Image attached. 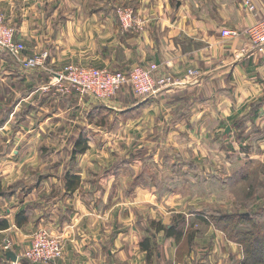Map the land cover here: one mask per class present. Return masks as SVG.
Returning a JSON list of instances; mask_svg holds the SVG:
<instances>
[{"label": "crops", "instance_id": "crops-1", "mask_svg": "<svg viewBox=\"0 0 264 264\" xmlns=\"http://www.w3.org/2000/svg\"><path fill=\"white\" fill-rule=\"evenodd\" d=\"M55 3L49 5L47 11L41 6V11L36 6L29 8L22 30L17 33V39L26 43L34 54L48 53L44 69L25 71L17 61L0 53V133L14 130L18 135V130H26L24 133L30 134L29 137L37 135L38 138L39 130H65L67 125L69 130H82L92 126V119L104 110L125 114L131 119L139 114L144 127H148L144 121L156 113L154 118L169 120L168 125L173 131L185 130V136L189 134L188 147L194 151L204 150L206 157L212 152L210 147L202 148L206 137L217 143L221 136L222 147L226 149L228 143L230 149L236 146V159L243 166L236 175L246 177L245 168L250 167L252 187L264 183V51L252 50L244 35L233 39L220 35L223 29L242 33L258 21L264 16V0L257 3V13L245 10L241 0H101L102 8L90 13L71 12L69 8L73 4H80L77 1ZM119 5L133 8L137 26L127 30L120 27L111 11ZM70 61L119 71L154 61L159 72L172 76L174 83L144 98L126 95L129 87L121 88L103 102L79 98L75 94L62 95L50 85L51 76L47 70L58 69ZM190 68L199 72L197 79L188 77ZM231 120L238 126L243 125L238 129L232 127V133L226 137L222 128L229 126ZM234 135L236 144L232 140ZM38 147L35 140L30 151L36 152ZM4 152L5 147L0 146V156ZM13 152L19 154V150ZM217 152L228 153L222 148ZM23 153V157L28 154ZM36 160H32V164ZM24 161L23 158L20 162ZM37 161L38 166H43L55 159L40 158ZM4 162L0 157V171L4 170ZM72 162L76 167L83 161L73 156ZM54 163L51 164L60 167L66 161ZM75 175L79 177V183L83 182V176ZM61 177L60 174L58 179L39 178V193L44 190L39 197L34 196L37 190L34 188L36 190L31 192L22 191L23 194L1 198L0 220H6L9 227L0 230V238L10 235L16 246L22 248L26 231L44 227L61 238L65 245L62 257L49 264H136L134 255L136 251L143 253L138 241L141 231L146 232L143 228L146 226L130 224L119 230L124 233H116L115 227H120L113 209L101 206H106L105 194H99L97 198L93 193L85 196L77 189L66 192L62 186L57 188L54 184L61 183ZM2 183L0 181V185ZM100 197L103 203L97 202ZM110 197L108 194L106 199ZM256 198V203H264L263 198ZM19 211H25L27 219L21 227L15 225ZM124 211L122 216L126 218L128 213ZM251 212L260 223L252 221L254 218L249 219L247 211V216L240 215L249 221L238 222L237 229L242 231L251 227L254 235L259 237L262 251L258 260L247 261L242 241H232L222 230L209 225L203 234H197L195 239L193 236L191 243L185 235L178 242L173 238L163 239V233L154 235L157 244L162 242L155 262L264 264V206L253 208ZM161 219V224L169 227V216ZM0 260V264L8 263L5 256ZM15 264L29 262L18 259Z\"/></svg>", "mask_w": 264, "mask_h": 264}, {"label": "rangeland", "instance_id": "rangeland-1", "mask_svg": "<svg viewBox=\"0 0 264 264\" xmlns=\"http://www.w3.org/2000/svg\"><path fill=\"white\" fill-rule=\"evenodd\" d=\"M57 1L59 0H0V17L13 30L17 38L18 30H22L23 20L29 15V8L36 6V9L41 11V6L44 11H47L49 5L54 6ZM73 1L80 2V4H73V7L69 8L71 12L83 10L85 13H90L98 7L102 8L101 0H67L68 4ZM117 8L133 10L129 6L119 5L111 10L116 17ZM24 44L26 46V43ZM0 53L14 62L17 61L14 56L2 48H0ZM34 53L29 46H26V55L32 56ZM71 61L65 64L80 65ZM125 93L134 96L129 88ZM104 111L92 119L90 124L92 126H86L85 122L86 127L82 130L79 128L69 130L68 125L65 130H39L41 135L38 138L37 135L29 137L30 134L24 133L26 130H18L17 132L20 133L18 135L14 130H3L0 133V144L2 143L0 146L5 147L6 152L0 157L3 162L8 161L4 162V170L0 171V181L3 182L0 185L3 193L0 199L9 198L16 193L21 194L22 191L24 193V191L31 192L36 189L34 196L39 197L44 191L39 193V178L58 179L61 174V183L54 184L57 188L60 185L61 189L65 190L66 173L83 176V182H80L76 189L85 196L93 193L98 198L99 194L101 196L105 194L106 206H101L113 209L117 225L120 227H115L116 233H124L125 231L119 230H124L133 224L146 226L143 227L146 232L141 231L140 233L141 239L139 238L138 245L139 250L143 252L140 243L144 239H149L151 258L148 261L145 252L136 251L134 255L136 264H144V261L146 264H167L155 262L162 242L157 244L153 237L158 233H163V239L166 238L164 231L156 232L157 224H161V217L165 216H169V221H171L169 226L176 225L181 230L179 241L185 235L191 243L192 237L194 236L195 239L197 234H203L209 225L222 230L232 241L240 240V235L238 239H232L235 232L239 231L237 226L235 227L240 221L239 215L243 213L247 216L245 212L249 211V219L254 218L251 212L253 208L264 206L263 202L256 203V197H261L264 201V183H260L256 188L252 187L250 167L245 168L246 177L236 175L243 168L241 161L236 159V146L230 149L231 145L228 143L225 149L222 147L224 140L221 136L217 143L207 136L202 148L210 147L212 152L209 153L210 157H206L204 150H199L201 151L199 152L188 147L190 146L189 134L185 136V130L173 131L171 125H168L169 120L154 118L156 113L148 116L149 120L144 121L145 124L148 123V127H144L139 114L131 119L125 114L109 113L111 110ZM241 125L243 123L238 126L235 120H231L229 126L222 128V133L227 137L232 133V127L238 129ZM227 128H229L228 132H226ZM35 140L40 147L36 152L30 151V145ZM232 140L236 144L235 135ZM78 141L81 143L80 147L86 146V150L74 156L72 151ZM59 148L60 152H56ZM219 148L228 153L219 154L217 152ZM14 150H19V154L13 152ZM23 152L28 154L23 157ZM73 156L75 159L82 160V164L75 167L72 164ZM39 157L55 159V161H49L50 164H55L57 160L66 161V164L58 167L44 163L43 166H38ZM211 157L213 160H210ZM23 158L25 161L21 163ZM34 159L37 160L32 164ZM171 192L173 194L169 195ZM108 194L111 197L106 199ZM97 202L103 203L104 200L100 197ZM124 209L128 213L126 218L122 216L125 214ZM253 220L260 223L256 218ZM161 226L168 227L163 224ZM247 228L252 230L251 227ZM37 230H44L50 234L44 227L30 229L25 232L26 238L24 245L21 244L22 248L16 246L10 235H3L0 238V257L4 258V253L7 252L4 249V239L11 241L12 250L18 256L23 255ZM20 259L29 262L24 257L20 256ZM16 261L18 262V259ZM10 263L15 264L16 262L8 260L7 264Z\"/></svg>", "mask_w": 264, "mask_h": 264}, {"label": "built area", "instance_id": "built-area-1", "mask_svg": "<svg viewBox=\"0 0 264 264\" xmlns=\"http://www.w3.org/2000/svg\"><path fill=\"white\" fill-rule=\"evenodd\" d=\"M257 3L262 0H241L242 7L251 12L259 11ZM117 18L124 30L138 25L136 12L132 9L117 8ZM221 37L233 39L244 35L251 49L255 52L264 51V16L248 26L243 32L223 29ZM0 48L14 56L25 71L45 68L48 59L47 52L28 56L26 46L17 40L13 30L0 17ZM245 52L244 49L241 50ZM51 76L50 85L62 95L75 94L79 98L88 97L94 101L103 102L114 96L121 88L129 87L138 98L156 94L162 88L173 84V78L167 73L159 72L154 61L145 65H136L126 71L97 68L91 65L64 64L58 69L47 70ZM188 77L197 79L199 72L193 68L187 70ZM4 249L12 251L19 257H24L31 264H49L63 255L64 244L61 238L52 236L44 230L34 232L31 243L23 255H17L12 250L11 241L4 239Z\"/></svg>", "mask_w": 264, "mask_h": 264}, {"label": "trees", "instance_id": "trees-1", "mask_svg": "<svg viewBox=\"0 0 264 264\" xmlns=\"http://www.w3.org/2000/svg\"><path fill=\"white\" fill-rule=\"evenodd\" d=\"M81 143L78 141L75 144V148L73 150V155L75 156L78 153H83L86 150V146L80 147ZM65 191L66 192H73L76 190L77 185L79 184V177L76 175H72L69 173H66L65 177ZM3 196V193L0 189V197ZM240 216V221H249L246 217ZM238 219V217H236ZM26 213L25 211H20L16 217H15V225L17 227H21L26 223ZM250 223V222H249ZM237 226V223L235 227ZM9 227V224L6 220H0V230L7 229ZM164 231L166 238H173L176 242L179 241L181 237V230L175 225L164 227L161 226V224H157L156 232ZM240 235V241L244 243L245 247V253H246V260H258L259 256L262 251V245H260V240L258 236H255L254 233L251 230H240L236 231L234 236H232V239H238V236ZM238 241V240H236ZM140 248L143 252L146 253L148 261H150L151 258V244L149 242V239H144L140 243Z\"/></svg>", "mask_w": 264, "mask_h": 264}, {"label": "water", "instance_id": "water-1", "mask_svg": "<svg viewBox=\"0 0 264 264\" xmlns=\"http://www.w3.org/2000/svg\"><path fill=\"white\" fill-rule=\"evenodd\" d=\"M228 131H229V128L226 129V132H228ZM5 258H6L7 260L12 261V262H16V260H17V256H16L15 253L12 252V251H7V252L5 253Z\"/></svg>", "mask_w": 264, "mask_h": 264}]
</instances>
